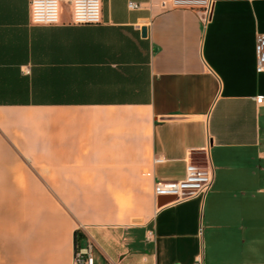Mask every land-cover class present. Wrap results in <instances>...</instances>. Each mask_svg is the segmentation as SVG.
<instances>
[{
	"label": "crops",
	"instance_id": "crops-1",
	"mask_svg": "<svg viewBox=\"0 0 264 264\" xmlns=\"http://www.w3.org/2000/svg\"><path fill=\"white\" fill-rule=\"evenodd\" d=\"M101 1L0 0V264H74L76 232L96 264H264V0ZM205 157V198L155 196Z\"/></svg>",
	"mask_w": 264,
	"mask_h": 264
},
{
	"label": "built area",
	"instance_id": "built-area-1",
	"mask_svg": "<svg viewBox=\"0 0 264 264\" xmlns=\"http://www.w3.org/2000/svg\"><path fill=\"white\" fill-rule=\"evenodd\" d=\"M163 10L197 9L203 14V21L208 23L213 10V0H166L159 4ZM131 9L140 5L131 3ZM72 23L74 25H100L103 22L101 0H71ZM31 19L35 25L55 26L61 23V0H31ZM257 72L264 73V35L256 40ZM257 103H264V96L257 98ZM161 162V160H157ZM215 182L214 167L208 157L190 158L186 165L185 177L181 180L160 182L155 185L156 197H172L175 202H184L195 197L205 198ZM74 264H96L94 245L76 249ZM194 264H204L198 258Z\"/></svg>",
	"mask_w": 264,
	"mask_h": 264
},
{
	"label": "trees",
	"instance_id": "trees-1",
	"mask_svg": "<svg viewBox=\"0 0 264 264\" xmlns=\"http://www.w3.org/2000/svg\"><path fill=\"white\" fill-rule=\"evenodd\" d=\"M83 235H81L79 232H76L75 235V243H76V249L80 247V241L83 239Z\"/></svg>",
	"mask_w": 264,
	"mask_h": 264
},
{
	"label": "water",
	"instance_id": "water-1",
	"mask_svg": "<svg viewBox=\"0 0 264 264\" xmlns=\"http://www.w3.org/2000/svg\"><path fill=\"white\" fill-rule=\"evenodd\" d=\"M142 31H143V35L146 36V29L144 28ZM173 200H175V198H172L171 201H173Z\"/></svg>",
	"mask_w": 264,
	"mask_h": 264
}]
</instances>
